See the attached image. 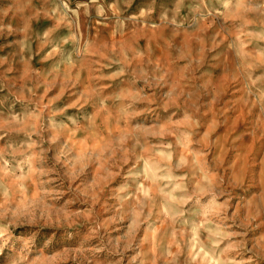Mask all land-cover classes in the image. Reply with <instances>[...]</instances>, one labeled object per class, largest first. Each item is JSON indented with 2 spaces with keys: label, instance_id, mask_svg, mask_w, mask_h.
<instances>
[{
  "label": "rangeland",
  "instance_id": "obj_1",
  "mask_svg": "<svg viewBox=\"0 0 264 264\" xmlns=\"http://www.w3.org/2000/svg\"><path fill=\"white\" fill-rule=\"evenodd\" d=\"M0 264H264V0H0Z\"/></svg>",
  "mask_w": 264,
  "mask_h": 264
}]
</instances>
